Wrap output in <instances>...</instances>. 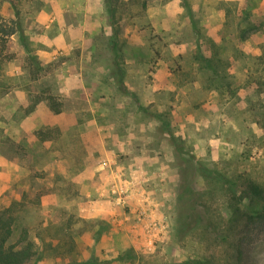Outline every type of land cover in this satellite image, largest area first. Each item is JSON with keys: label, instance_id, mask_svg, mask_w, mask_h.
<instances>
[{"label": "rangeland", "instance_id": "rangeland-1", "mask_svg": "<svg viewBox=\"0 0 264 264\" xmlns=\"http://www.w3.org/2000/svg\"><path fill=\"white\" fill-rule=\"evenodd\" d=\"M112 12L0 0V27L15 30L0 32L8 243L30 238L35 264H264V220L244 224L215 180H264V0H118Z\"/></svg>", "mask_w": 264, "mask_h": 264}, {"label": "trees", "instance_id": "trees-1", "mask_svg": "<svg viewBox=\"0 0 264 264\" xmlns=\"http://www.w3.org/2000/svg\"><path fill=\"white\" fill-rule=\"evenodd\" d=\"M118 0H105L108 13L110 17L114 21L117 22L113 14V8L115 6V2ZM19 30V29H17ZM117 31L115 29L112 33L111 42L109 44L113 54L118 55L119 51L121 52L120 44L117 42ZM0 32L12 34L15 30H5L0 27ZM31 63L38 62L35 59V56H30ZM116 66H118L117 59L114 60ZM34 68L36 65L33 64ZM38 67V66H37ZM121 73L118 75L119 81L118 86L123 89V81H122V69ZM116 76V75H114ZM117 77V76H116ZM47 100L49 102V106L51 110L55 113L59 112L60 103L56 101L55 97L52 95L47 96ZM51 131V129L49 130ZM37 135L41 138L49 137L48 133H43L42 131H37ZM48 136H47V135ZM171 142L174 144H178V141L174 137H172ZM189 165V163H187ZM196 169L199 170V174L202 177H209L210 169H208L205 164L198 162ZM215 180L220 184H223L230 188L233 193V198L236 199L237 204H242L241 207V215L244 218V224L249 221H261L264 220V180H257L249 176L246 172L234 174L231 176H226L221 173H217L215 176ZM13 224H14V215L11 213L10 208L6 207L0 209V264H35V255L36 250L34 248V242L30 240L26 235L20 238L19 241H15L13 243H8V239L12 236L13 233ZM104 229V227H103ZM101 231V229H100ZM74 243L73 238H69L64 241V245L67 244L68 250H71L72 245ZM65 264H88L87 261L77 260L76 258H72L69 262Z\"/></svg>", "mask_w": 264, "mask_h": 264}]
</instances>
